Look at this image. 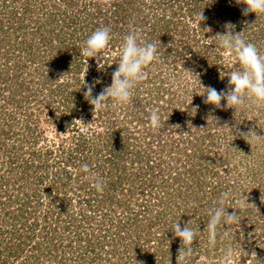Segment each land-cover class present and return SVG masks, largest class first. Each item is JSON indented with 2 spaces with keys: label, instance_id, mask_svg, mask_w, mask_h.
<instances>
[{
  "label": "rangeland",
  "instance_id": "374dc122",
  "mask_svg": "<svg viewBox=\"0 0 264 264\" xmlns=\"http://www.w3.org/2000/svg\"><path fill=\"white\" fill-rule=\"evenodd\" d=\"M73 1L77 4L73 11L69 8V3L63 0L30 1L34 15L26 18L28 20L24 22V28L11 27L17 30L13 33L10 28H6L8 33L1 42L0 128H5L6 131H0V196L5 203L8 199L11 201L10 212H14L4 217V211L0 207V227L7 222L9 229L16 231L17 236L13 238L10 247L17 251V245H21L24 249L15 259H10L8 264H23V253L26 252L30 257V264H91L90 261L92 264H99L112 249L116 250V257L111 258V261L116 263L117 258L125 256L119 261L122 263L128 257L130 248L134 249V254L129 259V264H135V260L142 262L141 259H145L147 264H158V252L151 247L153 243L139 242L134 233L136 224L133 220L136 216H131L126 225L127 232L118 233L119 220L123 221L120 223L122 226L129 217L122 214L120 207L115 208L112 213L98 209L92 221L93 225H89V231L92 230L90 233L101 237L103 246L87 254L86 249L82 245L78 246L79 242L73 239L77 233L68 232L71 229H63L64 222L69 221L70 216L62 215V222L56 223L54 216L58 208H51V203L54 198H65L66 203L63 205L67 213H74L76 223L87 227L89 222L84 224L82 218L89 213L88 208L92 206L91 212L98 205L104 208L109 205L105 194L109 190L110 181H123L114 186L115 199L123 201L128 198L130 207L136 211L139 210L138 203L142 197H138L141 195L139 191L150 179L154 187L145 188L152 196L147 199L148 211L159 210L164 206L170 210V214L173 213L167 219L170 221L173 216L181 215L185 207L182 201L187 203L190 210L194 207L192 202L188 203L194 194H190V199H185L188 186L180 183L174 185L170 180L166 183L165 175L161 172L165 173L172 167L173 173L186 177V167L190 163L195 164L198 171L205 162L211 167L215 165L214 168H209L211 172L206 175L208 182L203 193L208 199L217 203L224 190L234 189L237 194L246 193L247 203L256 209H242L240 228L222 231L216 242H219L217 251H213L215 246L209 245L203 223L199 222L196 214L189 227L198 229L197 241H193L192 247L200 255L197 257L194 254L192 262L200 264V261L208 260L209 264H214V260L219 259L222 264V249L228 243L234 242L229 240L231 235L241 243L245 252L241 264H264V140L257 142L253 139L248 142L238 134V131L252 130L258 135H264V104H253L235 111L223 107L222 101L221 107L215 108L204 102L205 97L201 96L204 89L183 70L184 68L198 73L202 86H212L217 90L227 89L228 78L221 77L223 72L231 70L233 62L220 50L219 37L213 36L223 33L224 24L231 22L235 25L236 32L244 31L242 35L264 52V14L256 16L252 13V17L247 14L246 18H250L251 22L245 30L246 22L243 11L241 12L243 9L240 0H178L175 4H169L172 6L169 9L166 4L160 5L155 0L138 1L137 5L148 22L144 24L139 19L144 26L135 30L139 31L142 39L158 42L161 63L145 69L147 78L135 86L131 104L122 107L111 103L105 110L96 112L84 97V86H81L83 78L86 82L100 78L101 83L96 85L93 95L110 85L112 73L116 69L113 63L120 59V45L127 32L124 30L113 34L109 47L102 50L99 57L88 58L86 69L87 57L82 55L81 49L88 36H81L79 46L78 39L83 33L78 29H91L88 26L89 21L76 26L65 24L61 20V13L66 11L68 15L76 14L75 11L80 6L91 0ZM113 2L93 0L94 5L103 4V8H109ZM1 6L0 3V11ZM90 9L94 15L97 6L92 5ZM201 13L206 19L201 21L199 29L198 18ZM165 15L172 19L167 34L162 31L166 26L163 21ZM51 16L55 17L54 24L49 21ZM166 20L168 21L167 18ZM34 21L38 23L35 24ZM99 25L104 26L102 23ZM210 37L213 38L209 39ZM75 46L79 47L78 55L77 49L74 51ZM5 71L8 72L7 81H3L5 76H2ZM170 75H175L178 81L176 86L170 83ZM16 86L21 89L17 90ZM14 94L16 100L13 99ZM6 99L13 101L8 103ZM153 108L161 110L165 120L168 119L166 127H179L165 130L166 134L153 131L149 127V115ZM193 108H196L195 112ZM211 117L218 118L217 126L227 124L232 128L233 136L227 129L218 130ZM78 119L87 126L82 125ZM184 149L190 151L186 152L190 153L189 160L186 161L181 157ZM110 150H114L113 158H109ZM200 151L202 156H198ZM136 153L140 154L141 163L137 162L138 159H135L136 163L131 162V159L136 158ZM15 157L18 160L14 162L15 171L12 175L7 166L11 158ZM177 158L179 159L175 162ZM146 160L152 162L149 164H152L153 173L149 172ZM83 164H88L103 179V192H98L92 181L86 178L87 174L81 168ZM25 167H30L27 169L29 172ZM67 172L72 175L70 179L67 178ZM216 173L218 175H214ZM14 176L18 182L12 181ZM134 183V188H131L133 185H130ZM164 186L165 189H162ZM166 191L174 193L175 197L168 200L164 194ZM97 201L103 203L97 205ZM157 201H161L162 205ZM165 202L168 205H163ZM237 206L236 201L225 204V207ZM232 208L226 211H236L239 214V210ZM145 212L147 214V209ZM146 214L143 215L142 209L139 211L137 219L142 224L144 217L149 215ZM101 218L106 220L102 226L97 221ZM36 219L39 226H34ZM49 219L52 222L50 230L47 228ZM160 220L164 225V219ZM130 224L133 226L130 227ZM55 225L58 227L55 228ZM53 228L56 229L54 232ZM3 238L0 235V240ZM43 240L46 245L39 244ZM176 241L178 243L180 240ZM181 247L183 246L178 248L177 255L171 256L177 258ZM205 252L209 253L206 254L208 256ZM83 253L86 254L84 260L80 258ZM251 254L253 256L249 257ZM138 257L142 258L139 260Z\"/></svg>",
  "mask_w": 264,
  "mask_h": 264
},
{
  "label": "clouds",
  "instance_id": "9594fccd",
  "mask_svg": "<svg viewBox=\"0 0 264 264\" xmlns=\"http://www.w3.org/2000/svg\"><path fill=\"white\" fill-rule=\"evenodd\" d=\"M240 2L245 5L243 14L255 13L256 16L264 14V0H240ZM204 19L206 18L201 13L198 18V27ZM205 29L207 31L210 30V28ZM224 29L223 33H217L213 37H219L218 45L220 50L230 57L233 62L231 70L223 72V76L221 77L226 76L228 78L229 87L224 90H217L212 86H202L198 79V73L184 68L183 70L190 77L195 78L199 86L204 89V92L201 94V96L205 97L204 102L215 108H220L222 101L224 102L223 107L232 108L235 111L248 108L253 104H264V52L242 35L244 31L236 32L234 30L235 25L231 22H226ZM112 35L110 26L98 27L88 35L81 49L82 55L87 57L85 61L86 69L88 58L99 57L102 50H106L109 47ZM119 56V63L116 64L117 67L112 73L110 85L104 87L96 95H93V92L96 85L101 83L100 78L97 77L92 82H86L83 78L81 86H84V97L92 106L93 111L101 112L111 103L122 107L131 104L135 86L147 78L148 73L145 69L154 66L156 63H161L158 42L142 39L139 31L135 29L130 30L123 36ZM169 80L174 86L178 84L175 75H170ZM192 110L195 112L196 108ZM211 118L216 122L215 126L218 130L223 131L227 129L233 136L232 128L227 124L217 126L218 118ZM167 120H165L161 110L157 108L151 109L149 127L153 131L166 134L165 130L179 127L178 125L166 127ZM78 121L81 122L79 119ZM81 124L84 125L82 122ZM238 134L243 136L248 142H251L253 139L257 142L264 140V135H258L252 130L248 132L238 131ZM81 168L87 174L86 178L92 181L93 187L98 192H103L105 187L103 179L92 171L88 164H83ZM247 199V195L244 192L237 194L234 189H226L220 194L217 203L207 209L208 220L206 231L210 246H215L218 236L221 235L222 231L240 228V221L243 216L242 209L247 210L249 207H254L252 204L247 203ZM234 201L238 205L236 208L225 207V204H232ZM228 208L239 210V214L236 211L227 212ZM189 224L190 221L182 227L176 221L173 225L174 231L172 232L175 237L179 238L183 246L180 248L177 257L180 260V264H192V257L195 254L192 244L194 240L197 241L196 233L198 229L189 227ZM229 240L234 242L228 243L222 249L220 257L222 264H241V258L245 255L242 245L234 236L230 235ZM253 254L249 257L253 256ZM135 264H143V262L135 260ZM167 264H170V260Z\"/></svg>",
  "mask_w": 264,
  "mask_h": 264
},
{
  "label": "trees",
  "instance_id": "16d2710c",
  "mask_svg": "<svg viewBox=\"0 0 264 264\" xmlns=\"http://www.w3.org/2000/svg\"><path fill=\"white\" fill-rule=\"evenodd\" d=\"M30 1H33V0H0V3L2 5L1 6L2 12L0 11V50L3 49V47L1 46V42H3V38H5V34L8 33L6 28H10V29H11V27L16 28V29L24 28V22L26 20H28L26 18H31L34 15L33 8L30 5ZM35 1H37V0H35ZM63 1L69 3L68 6L70 9H72V11L77 7V4L73 0H63ZM113 1L114 2L111 4V6L109 8H103L104 7L103 4H95L94 5L93 0H91L89 2L87 1V3L83 4V6H80L81 8L79 7V10L75 11L76 14L71 13L70 15H68L66 11L61 13V15H62L61 20H62V22H65V24H69V25L72 24V25L76 26L80 23L82 24V23L89 21L88 26H90L91 29H89L88 31H87L86 27H85V29H83V28L78 29V30H81L83 33V35L81 34L79 36V39H78L79 40V42H78L79 46H80L79 43H81V40H82L81 36H84V35L88 36V34H90L96 28L100 27L101 25H99V24H101V23L104 26H107V25L110 26L112 29V34H115L118 31L124 32V30H125V32H128L130 30L139 28L140 26L142 27V26H144V24L146 22H148L147 17L143 14L144 12L141 11L137 5L138 1H142V0H113ZM155 1H157V3L160 5L166 4L168 9H169V7H172V6H169V4L170 5L172 4V2L174 4L176 2H179L178 0H155ZM161 1H163V3H161ZM43 4L44 3H42V5ZM92 5L97 6V9H95V11H94V15H92V13L90 11L91 10L90 7ZM134 6H137V7H134ZM52 7H55V5H52ZM194 7H197V6H194ZM244 7H245V5L242 3L241 8L244 9ZM41 9H42V6H41ZM194 10H196V9L194 8ZM242 11L243 10H241V12ZM131 14H133L134 17H132ZM248 14H249V17H252V15H251L252 13H248ZM173 16H175V13ZM240 16H241V14H240ZM51 17L53 19L49 17V21H51L54 24V22L56 21L55 17L54 16H51ZM166 18L168 19V21L166 20ZM139 19L143 20L144 24H143V21L141 22ZM163 19H164L163 21L166 23V26L163 28L162 31L167 34V33H169V26L172 23V19L168 15H165ZM243 19L246 22L245 23L246 27L244 29L247 30L249 28L248 23L251 22V19L248 17L246 18L245 14L243 15ZM34 23L37 24L38 21H34ZM141 23H142V25H140ZM154 25H155V23H154ZM127 26H129V27H127ZM13 28L11 29L12 33L14 31H17L16 29H13ZM201 29H203V28H201ZM28 35H30V34H28ZM56 37L58 39V37H60V36H56ZM60 39H61V37H60ZM62 42H64V41H62ZM76 49H77V55H78L79 54V47L75 46L74 51ZM7 50H8V52H10L9 48ZM32 56H34V55H32ZM32 56H30V58H32ZM115 60L116 59H113V61H115ZM118 63H119V61L116 60L113 63V67L114 68L117 67L116 64H118ZM7 71H5L4 75H2L3 77L5 76V78H3V81L8 80V72ZM16 88H17V90L21 89L18 86H16ZM15 98H16V94H14L13 99L16 100ZM83 98L84 97H82V99ZM6 101L8 103H10L13 100H11V99L7 100L6 99ZM12 104H13V102H12ZM5 125L6 124H4V126ZM0 131H6V130H5V128H0ZM129 140L131 141V139H129ZM186 152H190V151H188V149H184L182 152V156H181L184 158L185 161H186V159L189 160V157H190L188 155L190 153L187 154ZM170 153H171V151H170ZM109 156H110L109 158H113L114 150H110ZM198 156H202L201 151L198 154ZM139 157H140V154L136 153V158L131 159V162L136 163L135 159L136 160L138 159L137 162L142 161V159L140 160ZM181 157L179 156V158H181ZM179 158L175 159L174 161L177 162V160ZM11 159L12 160L8 163L7 168L9 170V173H11L13 175L14 171H15V163L14 162L17 161L18 159L16 157L11 158ZM149 162H151V161L146 160L147 168L149 167L148 168L149 172L153 173V167H151L152 164H149ZM160 164H161V162H160ZM214 166L215 165H213L212 167L210 165H206V162H205V163H202V167L200 165L198 171H196L195 164L190 163L186 167V171H185L186 177L185 176L181 177V175H178L177 173H173L171 171L172 167H169L165 173L161 172L162 175H165L164 181L166 183L172 181V183H174V185L176 183H180L186 187L188 186V188L186 189L187 193H186L185 199L187 197H189V199H190V197H192V195H190V194H192V193L194 194L192 200H190L188 202V203L192 202L194 207L190 210L187 207V203H185V202L183 203V201H182V204H184L185 207H184L183 211L181 212V215L180 216L175 215V217L173 216L170 219V221H168L167 219H168V217H171L173 215V213L170 214V210L164 208V206L162 209H159V210H154V211L149 210L148 211V205H147L148 200L147 199H151L152 196L149 192H146L145 188L149 189L150 186L154 187V185H151L150 179L148 180L147 183H145V185L142 184L143 186L141 187V189L139 191L141 193V195L138 197L140 198L142 196L140 199V202L139 203L137 202L139 210L136 209V211H135V209L130 207L131 205H130V202H128V200H129L128 198L124 199L123 201L115 199L116 196L114 193L116 190L114 189V186L118 185L119 182L121 183L123 181L122 180H120V181L119 180L118 181L112 180V181H110L111 183L109 184V186H110L109 190L105 194L107 197L106 199H107V202L109 203V205H107L104 208V206L101 207L102 205H98V204H102L103 201L106 203V201L105 200L97 201L98 206H96L95 209L93 208V210L91 212H90V209H92V206H90L88 208V210H87V206L84 207V210L85 211L87 210V212H89V213L87 215H84V217L80 216V218L83 217L82 222L84 221V224H86L85 222H89L88 224H86L87 227H82L81 225H80L81 226L80 227L76 223L77 219H74V217H73L74 213H72V214L67 213V210H66L65 206L63 205L64 203H66L65 198L61 199V200H57L56 198L53 199L54 201L51 203V208L52 207H55L56 209L58 208V210L56 211V214L54 216L55 217L54 219L56 220V223H59V221L62 222V220H63V219H61V217H63L62 215L66 214V216H68V217L70 216V219L68 218L69 221L64 222L65 225L63 224V229L65 231L71 229L68 232L77 233L75 235L76 238L74 237L73 239L78 241L79 242L78 246L82 245V248L84 250L86 249V253L88 254V253H90V251L95 252L97 250V247L103 246V243L100 242L101 237L95 236L93 234V232L90 233V231H92V230L89 231V228H91V226H89V225L90 224L93 225L92 221L94 219V216L97 215L98 209H101V210L105 209L107 212L112 213V212H114L115 208L118 209L120 207L122 210V214H125L129 218H127V221L124 222V225H122V226L120 225V223L123 221L119 220L118 233H121V232H124L125 230H127L126 225H128V222H130L131 216H136V218L133 220V222L136 224V227L134 229V233L137 236V239L139 240V242L142 241L143 243H145V242L153 243V244H151V247L154 248V250L158 252V257H157L158 264H162L164 262L166 263L167 261L173 260L176 258V256H171V254L177 255V250L181 246V241H179L177 243L176 240H179V238L175 237L173 232H172V231H174L173 225L176 221H178L180 223V225L183 227L185 224H187V222L190 221V223H191L192 220H194L196 218V214H197L199 217V222L203 223V228H205V230H203V228L201 227L202 228L201 230H203L204 233H207V231H206V225H207V220H208L207 209L214 206L216 203L213 202V199H208V197L203 193V190L206 191L205 187L207 186V182H208L206 175H207V173L211 172L210 171L211 169H209V168H214ZM29 168L25 167V170H27V169L29 170ZM28 170H27V172H29ZM204 170H205V174H203ZM214 175H218V174L216 173ZM71 176H72L71 173L67 172V178L69 177L68 179H70ZM153 178H157V177H153ZM182 179L184 181H182ZM12 181L18 182V179H16L14 176ZM217 182H218V180H217ZM55 185H57V183ZM134 185H135V183L131 184L130 185V186H132L131 188H134ZM165 187L166 186H164L162 189H165ZM216 190H217V194H218L219 193L218 188H216ZM0 192H2V191H0ZM177 192H179V191L177 190ZM188 192H190V193L188 194ZM214 193H215V190H214ZM145 194L146 195L150 194V196H145ZM164 194H166V197L168 198V200H172L175 197L174 193H172V192L170 193L169 191H166V193H164ZM178 195L180 196L181 194H177V196ZM132 197H134V196L132 195ZM161 200H165V199H161ZM157 202H158V204H160L161 201L160 202L157 201ZM11 204L12 203H11V201H9V199H8L7 203H5V201H3L2 197L0 196V207L4 211V214H5L4 217H7L8 214H13L14 211L10 212ZM56 204L58 207L56 206ZM165 204L168 205L167 202H165L163 205H165ZM160 205H162V203ZM62 206H63V209L61 208ZM122 207H124V208L122 209ZM112 208H114V209H112ZM141 209L143 211V215L146 214V212H145L146 209H147V214H149V215L146 214L147 217H144V221H143L144 225L141 223V221H138V219H137V217L139 216V211ZM19 210L21 211L22 214L24 213V211H22L21 207ZM192 211H194L195 213H192ZM66 216L64 217V219H66ZM160 219H164V221H165L164 225L162 223H160V221H162ZM97 221L100 222L101 226H102V223L106 222V220H104L102 218H101V220H97ZM97 221L94 220L95 223H97ZM185 221H187V222H185ZM6 223H5V225H2L0 227V235H3V237H4L2 240H0V264H8L10 259H15V257H17L24 250V249H22L21 245H17V247H19L17 251H15L13 247H10V245H12V242L14 241L13 238H16L17 236H16V231H14V230L11 231V229H9V227L7 226ZM33 223H34V226H39V224H40V223H38V219H36V221H34ZM247 224H248V226L250 225V223H247ZM47 225H49L47 228H48V230H50L52 227L51 219H49V223L47 222ZM56 226L57 225H55V228L58 227V226L57 227ZM129 226L132 227L133 224H130ZM55 228L52 229L53 232L56 230ZM125 232H127V231H125ZM50 234H51V232H50ZM9 235H10V237H9ZM197 235L198 234H196V236ZM219 237L220 236H218V239H219ZM51 239H54V238L51 237ZM51 239L48 238V240H51ZM9 240H10V242H9ZM218 243L215 244L213 251L218 250V245H219ZM39 244L46 245V241L43 240L42 243H39ZM4 252H5V254H4ZM133 254H134V249L132 250V248H130V252L128 251V257L126 258V260H124V262H122V263L119 262V261H122V258H125V256H123V257L121 256L122 258H120V259L117 258L116 260L118 262L114 263L111 261V258L114 259L116 257V250L112 249L106 253L107 256L104 259H102L103 262L101 261V262H99V264H129L131 261L129 259L131 258V256ZM195 254L197 255V257L200 255L199 252H195ZM206 254H209V253L205 252V255ZM206 256H208V255H206ZM28 258H30V257H28V253L27 252L23 253L22 263L23 264H30L31 261H28ZM80 258L82 260H84L86 258V254L83 253ZM140 258H142V257H138L139 260H140ZM171 258H173V259H171ZM35 259H40V258H35ZM148 259H150V258L148 257ZM141 260H143L142 261L143 264H147V261L145 259H141ZM173 261L174 262H171L170 264H180V260H178L177 258ZM90 263L92 264L91 261H90ZM254 263H255V260H254ZM57 264H62V263L59 262ZM192 264H194V262H192ZM200 264H209V262H208V260L200 261ZM214 264H220L219 259L214 260Z\"/></svg>",
  "mask_w": 264,
  "mask_h": 264
}]
</instances>
